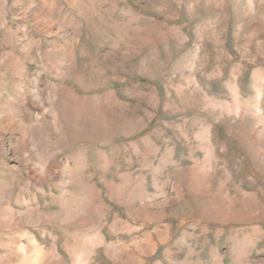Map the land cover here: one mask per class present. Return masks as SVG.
I'll return each instance as SVG.
<instances>
[{"label":"rangeland","instance_id":"1","mask_svg":"<svg viewBox=\"0 0 264 264\" xmlns=\"http://www.w3.org/2000/svg\"><path fill=\"white\" fill-rule=\"evenodd\" d=\"M0 264H264V0H0Z\"/></svg>","mask_w":264,"mask_h":264}]
</instances>
